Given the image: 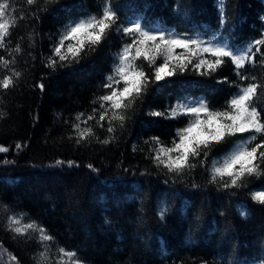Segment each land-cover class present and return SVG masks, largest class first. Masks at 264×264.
Segmentation results:
<instances>
[{"label":"trees","instance_id":"obj_1","mask_svg":"<svg viewBox=\"0 0 264 264\" xmlns=\"http://www.w3.org/2000/svg\"><path fill=\"white\" fill-rule=\"evenodd\" d=\"M104 2L60 0L49 6L50 12L33 19L26 0H12L16 22L5 39L7 50L0 48V58L15 63L10 69L0 67V75L15 69L21 76L14 77L16 88L0 90V146L9 148L0 153V264H12L10 254L20 264H38L44 250L38 238L14 237L6 231L7 217L14 214L22 222H39L54 235L49 264H55L58 246L78 249L87 264H264V207L253 203L247 191L229 196L205 187L202 170L195 175L202 185L199 190L166 185L164 176L155 174L143 159L148 149L144 140L159 136L170 142L182 126V122L151 117L149 110L164 111L183 96L206 97L219 107L234 91L228 84L193 73L161 81L162 87L149 97L146 107L137 108L123 134L117 131V142L102 146L93 138L90 145L77 148L68 139L76 134L66 121L75 122L80 111H85L86 118L122 40L113 34L74 68L49 74L42 62L52 46L50 36L70 18L98 12ZM186 3L187 14L173 10L175 0H128L124 11L133 17L143 14L154 27L198 29L205 39L210 38L219 29L220 0ZM224 3L228 26L219 30L232 46L246 47L260 38L264 0ZM17 45L19 53L14 51ZM248 68L264 76L259 54L256 68ZM215 75L236 79L230 62ZM40 83L43 91L36 86ZM89 126L101 139L107 137L92 122ZM17 143L24 145L19 151ZM5 160L14 163L5 164ZM57 160L63 163L58 165ZM89 164L99 171L93 172ZM123 168L132 170L125 173ZM146 168L154 174L142 175ZM251 187H264V182L254 180ZM164 207L167 219L161 220L159 210ZM242 208L246 215H241Z\"/></svg>","mask_w":264,"mask_h":264},{"label":"snow or ice","instance_id":"obj_2","mask_svg":"<svg viewBox=\"0 0 264 264\" xmlns=\"http://www.w3.org/2000/svg\"><path fill=\"white\" fill-rule=\"evenodd\" d=\"M128 0H105L96 13H81L70 18L55 36H50L51 49L43 60V67L49 74L65 68L80 65L91 54L97 52L113 34L120 36L122 45L117 51L108 75L98 85V93L90 101V110L77 112L75 122L70 124L76 135H68L77 148L88 146L92 139L102 146L117 142L116 133L121 135L137 108L148 105L149 97L162 87L161 81L173 77L196 74L228 84L231 89L223 105L215 107L206 97H177L164 111L149 110L148 115L182 122L170 142L159 136H151L143 143L148 149L143 159L155 174L164 176V183L182 184L194 190L202 185L195 180L197 170L206 178L205 187H214L217 192L239 196L247 191L253 203L264 207V187L253 188L254 180L264 182V76L249 71L257 66L264 72V31L246 47L232 46L219 29L226 28L227 13L224 0H220L219 29L205 39L198 29L172 31L150 25L143 14L130 16L124 11ZM33 19H40L39 13L51 11L50 5L60 0H26ZM63 7V5H61ZM174 11L187 14L186 0H175ZM17 9L12 0H0V48L7 50L5 39L12 35ZM24 19V16L20 17ZM264 19V18H262ZM21 51L19 45L14 49ZM228 62L233 66L236 79H218L216 73ZM15 60L0 58V67L10 69ZM147 65V67H145ZM21 73L15 69L0 75V90L8 92L16 88L15 78ZM41 91L44 84L36 85ZM89 122L107 133L101 139L89 126ZM84 125V127H81ZM137 144L139 141L136 142ZM19 151L24 145H15ZM8 147L0 146V153H7ZM137 152L136 144L132 148ZM143 152V149H141ZM5 164L14 161H4ZM63 161L57 160L56 164ZM69 166L72 162L69 161ZM98 172L92 164L87 165ZM125 173L131 168H123ZM148 168L142 175H152ZM168 208L159 210L161 220H166ZM221 215L226 213L221 211ZM241 215L246 210L241 209ZM6 231L14 237L31 240L38 238L40 252L38 264H49V253L56 238L37 221L22 222L17 215H9ZM55 264H87L78 249L57 247ZM12 264H20L15 254H10Z\"/></svg>","mask_w":264,"mask_h":264}]
</instances>
